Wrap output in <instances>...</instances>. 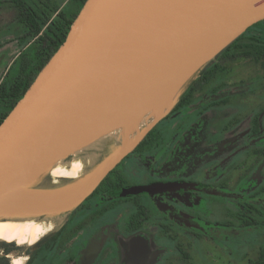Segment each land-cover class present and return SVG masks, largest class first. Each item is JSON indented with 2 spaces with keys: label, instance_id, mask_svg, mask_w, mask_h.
Wrapping results in <instances>:
<instances>
[{
  "label": "water",
  "instance_id": "1",
  "mask_svg": "<svg viewBox=\"0 0 264 264\" xmlns=\"http://www.w3.org/2000/svg\"><path fill=\"white\" fill-rule=\"evenodd\" d=\"M262 21L264 0H87L66 41L0 125V211L29 197L34 202L14 210L44 223L81 205L168 116L170 100ZM151 108L154 120L138 129ZM122 126H136L135 139L86 177L53 194L33 187L55 164Z\"/></svg>",
  "mask_w": 264,
  "mask_h": 264
},
{
  "label": "rangeland",
  "instance_id": "2",
  "mask_svg": "<svg viewBox=\"0 0 264 264\" xmlns=\"http://www.w3.org/2000/svg\"><path fill=\"white\" fill-rule=\"evenodd\" d=\"M25 1L40 15H50L59 9L72 18L80 7L79 0ZM26 34L10 0H0V83L8 79L13 81L23 63L18 61L15 64V60L20 58L21 53L30 55L37 48L33 41L30 43V38L25 37ZM9 69L10 77L7 76ZM219 84L227 85L222 98H229L228 104L212 108L203 115L205 106L215 98L210 93L198 98L195 108L185 115L160 122V137L156 145L146 149L143 155H136L134 163L127 159L117 167V171L124 174V186L137 181L147 182L142 174L149 179L192 181L186 184L192 186L194 193L184 190L176 199L181 202H175L179 211L167 203V199H170L167 196L165 199L155 197L152 201H146L153 216L149 224H165L166 221L159 216L161 214L175 216L176 222L181 223L174 225L172 235L177 236L190 255L187 262L181 259L175 243L168 241L167 236L161 232L158 246L165 247L167 255L160 264H250V260H254L264 247V227H245L241 219L246 211L244 208H247L244 207L246 195L264 192V154L261 153L264 150V67L250 60H241L229 65L228 72L214 86ZM173 104L166 111L170 112ZM155 111V108H151L144 113L138 129L142 130L154 120ZM256 116H259L258 125L254 121ZM138 129L136 126H122L93 144L75 151L50 168L36 182L40 186L35 189L51 194L66 189L78 178L55 177L51 173L54 167L59 166L68 171L73 161L81 160L83 169L80 179L102 159L104 150H110L109 146H103L106 142L127 145L135 139ZM128 165L141 175L125 172ZM199 186L201 192H197ZM254 202L258 212L247 211L250 217H246L261 222L264 220V198L259 197ZM108 218L113 219V216L104 217L103 221ZM66 219L65 216L60 217L55 224H49L52 229L41 237L37 245H19L15 242L24 248L25 253H13L10 256L11 264L16 259H22L23 264H27L29 255H36L33 264H39L49 254H44L39 244H48V240L55 236L54 233L63 226ZM86 220L83 218L76 221L71 229L76 231ZM127 220L128 214L121 222L122 231L125 230ZM140 237L145 239L147 236L141 233ZM121 238L124 246L114 247V255L102 264L155 263L153 258L138 261L129 256L127 248L130 238ZM3 242L0 240V243ZM66 255L58 264L65 263L70 254ZM91 259L92 256H89L84 264H90Z\"/></svg>",
  "mask_w": 264,
  "mask_h": 264
},
{
  "label": "flooded vegetation",
  "instance_id": "3",
  "mask_svg": "<svg viewBox=\"0 0 264 264\" xmlns=\"http://www.w3.org/2000/svg\"><path fill=\"white\" fill-rule=\"evenodd\" d=\"M141 145L142 143L125 160L128 159V162L131 161V163H134V157L136 155H143L146 149H150L156 144L155 142H152L146 143L142 147H140ZM103 146H109L110 150L103 151L104 154L103 156H101L102 159L94 164L92 170L88 174L95 170L108 156H110L112 153H114L121 147V145L111 143L110 141L106 142ZM261 153L264 154V150ZM125 172L130 174L136 173L138 175H141L137 172L135 168H132V166L130 165H128ZM88 174H86L84 177H86ZM161 174H163V172ZM141 176L147 178V182L137 181L129 186H124V174L123 172H118L116 168L107 177H110V183L106 184V186L102 190L98 191L100 186L107 179L106 178L102 182V184L97 188L96 191L98 192L95 193V191V194H92L93 197H91L92 195H90L81 205H79L73 210L67 211L59 215L44 217L45 225L55 224V222L60 217L64 218L65 216L67 217V219L65 220L63 226L59 230H57V232L54 233L55 236L60 233V237L57 238L58 240L54 239V236L48 240L50 241L48 244H39L42 247L41 250L44 252V254L46 252L49 253L48 256H45V258L43 257L39 264H58L60 259L67 256V253H69L70 255L64 264H84V262L86 261V259H88L89 256H92V261L90 264H102L108 259H111V257L114 255V247L124 246V241L121 238L122 236H128V238H130V242L127 248V254L129 256L133 257L138 261H146L148 259L153 258L155 260L154 264H160L161 262H163L165 256L167 255L164 249L165 247L158 246V240L161 232L167 236L168 241H172L175 243L176 251L178 252L180 258L186 262L189 261L190 255L187 252L186 248L178 240L175 234L172 235V229L174 225H179L181 223L176 222L175 216H173V218L169 215L161 214L159 216H161L162 219L166 221L165 224H163V222H161V225L155 223L149 224L153 216L146 201H152L155 197H161L162 199H165V196H167L170 197V199H167V203H170L171 206H175V208L179 211L180 208L177 204H175V202L180 204L181 202L176 199L180 196L182 192H184V190H190L192 193H194L192 186L186 184L188 182L191 183L192 181H188L186 179H175L172 181L165 180L164 178L149 179L148 177H146L145 174H142ZM75 181L71 182L70 184L75 183ZM155 184L172 185L174 186V188L171 190L161 191L153 194L142 193L138 195H129L124 197L116 196L113 194L114 192L120 189L137 186L147 187ZM39 186L40 185H37V183L33 185L34 188H39ZM197 192H201V186L198 187ZM196 194L198 195L201 193ZM257 194H259V192ZM248 195H246L245 199L247 202L246 204H244V207L249 202H253L255 204L254 201L251 202L250 199H248ZM172 196L174 197L172 198ZM259 197L264 198V194L263 196L259 195L256 200H258ZM244 209L246 210V208ZM245 212H243L244 216L241 218L243 219V222L244 220L248 219L247 217H250L247 216ZM255 212H258V210H256ZM160 213H163V211ZM127 214L128 220L126 222L125 230L122 231L120 225L123 218H125ZM245 215L247 217H245ZM107 216H113V219L109 220L108 218L106 219L107 221H103L104 217ZM83 218H87V220L83 222L82 225H80L79 228L76 229V231H73L71 228L73 227L75 222H79L83 220ZM256 221L260 222V220ZM261 226L264 227V225ZM194 229L197 230L195 227ZM141 233L147 236L145 238L146 240L140 237ZM56 240L57 242H55ZM102 247H104L105 250V252L103 251V253ZM4 251L5 248H3V253H0V258L10 259V256L13 253L10 255H6L4 254ZM15 253L20 254L25 252L23 251ZM184 253L187 256H185ZM103 256L105 257L104 259L101 258ZM161 257H163L162 260H160ZM35 260L36 255H29V260L27 264H33Z\"/></svg>",
  "mask_w": 264,
  "mask_h": 264
},
{
  "label": "trees",
  "instance_id": "4",
  "mask_svg": "<svg viewBox=\"0 0 264 264\" xmlns=\"http://www.w3.org/2000/svg\"><path fill=\"white\" fill-rule=\"evenodd\" d=\"M86 1L87 0H79L80 7L75 15L70 18L66 15L64 10L60 11L58 9L50 15H40L33 7L29 6L25 0H10L16 10L18 22L27 31L25 37L30 38V43L33 41V43L37 45V48L30 55H27L28 53L24 52L21 53L20 58L15 60V64L18 61L23 63H21L19 74L15 76L13 81L8 79L3 80L0 83V125L15 108L18 102L25 96L39 73L66 41L70 28L81 12ZM30 49L31 46L28 51H30ZM244 59L260 64L264 67V21L249 28L215 60L211 61L201 69L182 88L171 111L164 120H169L170 118L174 120L177 117L179 118L180 116L185 115L190 109L195 108L198 98L201 99L209 93L212 94L215 99L205 106L203 115H206L212 108L228 104L229 98H222V95L224 94L223 91L227 85L219 84L214 86V83L228 72L229 65ZM10 69L7 72L8 77L11 75ZM258 119L259 116H256L254 119L256 125L259 123ZM159 126L160 124L149 133L140 147L146 143L159 141ZM110 181V177L107 178L98 191L102 190L106 184L110 183ZM263 194L264 192H259V194L252 193L251 195H248V199L252 202L255 201L259 195L263 196ZM93 195L91 197H93ZM246 207V212L257 210L256 205L253 202L247 203ZM244 225L245 227L264 225V220L258 222L255 219H246L244 220ZM59 237L60 233H58L54 239ZM57 240L55 242H57ZM3 248H5L4 254L6 255L24 251V248L18 246L15 242L0 243V253H3ZM184 255L187 256L185 253ZM0 264H11L10 259L0 258ZM250 264H264V247L259 250L257 257L254 260H250Z\"/></svg>",
  "mask_w": 264,
  "mask_h": 264
},
{
  "label": "bare ground",
  "instance_id": "5",
  "mask_svg": "<svg viewBox=\"0 0 264 264\" xmlns=\"http://www.w3.org/2000/svg\"><path fill=\"white\" fill-rule=\"evenodd\" d=\"M171 100L168 103V106H170L174 101V99ZM141 121L142 119L140 122ZM80 149L81 148L78 150ZM82 167L83 164L81 160H75L72 162L70 170H63L58 166L54 167L51 173L53 176L58 178L67 177L76 179L79 178L83 169ZM30 201L34 202L32 198L22 197L15 201L12 205L15 207L27 208ZM12 205L0 211V219H2L0 221V240L8 243L17 242L19 245H34L41 239L42 236H44V234L48 233L52 229L51 225L46 226L45 223L28 219L26 215L15 211ZM13 264H23V261L22 259H16L13 260Z\"/></svg>",
  "mask_w": 264,
  "mask_h": 264
}]
</instances>
